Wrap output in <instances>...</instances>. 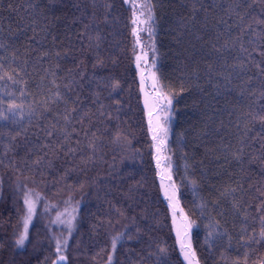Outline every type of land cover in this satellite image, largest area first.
Segmentation results:
<instances>
[{
  "label": "trees",
  "instance_id": "1",
  "mask_svg": "<svg viewBox=\"0 0 264 264\" xmlns=\"http://www.w3.org/2000/svg\"><path fill=\"white\" fill-rule=\"evenodd\" d=\"M151 2L150 59L195 259L264 264V242L245 243L264 216V124L253 120L264 115L255 66L264 67V0ZM131 18L125 0H0V76L18 81L0 79L9 117L0 120V264H53L57 239L67 240L59 264H184L158 185ZM8 103L20 106L15 117ZM26 192L35 212L19 248ZM67 211L70 234L53 223Z\"/></svg>",
  "mask_w": 264,
  "mask_h": 264
},
{
  "label": "rangeland",
  "instance_id": "2",
  "mask_svg": "<svg viewBox=\"0 0 264 264\" xmlns=\"http://www.w3.org/2000/svg\"><path fill=\"white\" fill-rule=\"evenodd\" d=\"M144 2L145 0H135L136 4H143ZM126 4L129 10H131V17H132L131 20L133 21L134 19H136L138 21V23L135 25L132 23V31L134 29L138 30L141 41V43L137 44L136 36L133 35V42L136 53L134 64L136 66V73L138 75L140 94L142 97L143 108L145 109V113H146L148 130L150 132V136L152 137L153 133L152 131H150V125H149V121L151 120V127L153 129H156L158 133V140L154 141V152H155L154 161L156 165L158 161L160 164V167L159 168L157 167V174H159L158 185H160L161 196L165 204L169 208V214L171 217V226L173 228V234L176 239L177 250H179L181 260L184 262V264H187V261L184 259V255L181 251V242H183L186 246L185 251L188 250L187 246L189 245L191 250L194 251L192 249V242L190 238L192 227L190 226V223H188L187 218L184 216V213L181 207L179 206L178 196L176 195V188L172 182L173 175L171 173V163L168 160V155L166 151L167 131L165 133V129L168 130L167 126L169 124V119H170L167 111H165V109L168 107H166V103L163 100L164 97L161 96L160 94L159 85H157V78L154 72L155 67H152L153 59H150L149 52H151L152 42H151V37H149L147 31L149 25L139 23V21L145 19V17L147 16V12H145L144 16H140L141 9L138 7L134 8L132 5V0H129V2H126ZM140 29H143V31H140ZM144 53H147V56H145ZM138 55L141 56L139 62L136 60V57ZM138 63H139V67L137 66ZM160 141H163V143L160 144V148H161L160 152H157L155 145L157 143H160ZM169 165L170 167H168ZM166 192L169 196H172L174 193L171 202L167 198L165 194ZM31 199L34 201L33 198ZM71 216H73V211H67L66 213L60 215V218L66 221ZM31 221L29 222L28 227ZM196 262L197 260L194 259L193 264H196Z\"/></svg>",
  "mask_w": 264,
  "mask_h": 264
},
{
  "label": "snow or ice",
  "instance_id": "3",
  "mask_svg": "<svg viewBox=\"0 0 264 264\" xmlns=\"http://www.w3.org/2000/svg\"><path fill=\"white\" fill-rule=\"evenodd\" d=\"M125 2H129V0H125ZM132 5H133L134 8L138 7V8L141 9L140 16H144L145 12H147V16L145 17V19L139 21V23L148 24L149 25V27L147 29L148 35H149V37H152L154 35V28H153V26H152V24L150 22L154 21V6H153L151 0H145V2L143 4H136L135 0H132ZM132 23L135 25V24L138 23V21L136 19H134L132 21ZM260 23H264V21H260ZM140 31H143V29H140ZM133 35L136 36L137 44L141 43L139 32H138L137 29L133 30ZM96 39L98 40L99 37H96ZM151 51L153 53H155V45H154V43L151 45ZM242 51H246V50L242 48ZM253 51H255V49ZM144 55L147 56V53H144ZM261 55H264V50L261 51ZM249 56H251V53H249ZM140 59H141V56L138 55L136 57V60L139 62ZM261 63L264 64V61H262ZM137 66L139 67V63H138ZM255 66L260 70L261 73H264V67H262L261 64H256ZM2 67H3V65H0V68H2ZM152 67H155V60L154 59L152 60ZM12 71L16 72V69H12ZM16 75L18 76L19 72H16ZM5 76H7V78L9 80H12L14 83L18 82V81L15 80V78L12 75H10L7 72H5L3 76H0V79H4ZM53 83H54V81H53ZM107 86L108 85H105V87H107ZM111 87L113 89L119 87L118 82L113 83L111 85ZM21 92L23 94V89L21 90ZM261 97H264V92H261ZM56 99H60L59 93H57ZM167 102H168V105H171V103H172L171 100H168ZM0 103H2V101H0ZM19 107L20 106L15 104V103H8L7 112L12 117H15V115H16L15 109H17ZM165 111H167V108L165 109ZM70 114L71 113L69 112L67 115H65L63 117L65 122L69 121ZM150 115H151V113H150ZM8 118H9L8 115H5L4 112H0V120H6ZM256 119H259V121L262 124H264V115H260L259 117L253 116V120H256ZM78 122L82 123L83 121L80 120ZM149 125H150V131H152V133H153L152 139H153V141H157L158 140V133H157L156 129H153L151 127V120L149 121ZM53 127H55V125H53ZM166 131L167 130L165 129V133H166ZM52 134L53 133L51 131H49L47 133L48 136H51ZM93 136H95V133H93ZM68 139H70V136L68 134H65L64 142H67ZM161 143H163V141H160V143H157L155 145L157 152H160V150H161V148H160V144ZM62 146H63V144H61V147ZM45 147H47V145H45ZM89 147L94 149V141L90 142ZM68 150L69 151H75L71 147H69ZM89 160H91V157H89ZM36 163H39V161H36ZM157 167L158 168L160 167L159 161L157 162ZM168 167H170V165ZM233 191H235V190H233ZM165 194H166L167 198L169 199V201L171 202L172 199H173L174 193H173L172 196H169L167 194V192ZM262 195H264V193H262ZM36 199L37 200L40 199L39 194H37ZM24 204L27 206V217H26V219L24 221L23 232L15 240V245L17 247H19V248H23L25 246V242L28 239V224L31 221V219H32V217L34 215V212H35V203L31 199V192H26L25 198H24ZM74 219H75V217L71 216L68 220L65 221V220H62L60 218V216L58 215L57 218H56V221H53V223L66 224L68 226V228H69V234H70L71 231H72ZM261 223H262V229H261V231L259 233V237L258 238L255 237V236L249 237V239L247 241H245L246 245L250 244V243H261V242H264V216L261 217ZM55 245H56L55 251L57 253V258H56V260L53 261V264H59V262H62V261L66 262L67 261V257H66V255L63 254V252L67 248V240L63 241V243H62L59 239H57L55 241ZM185 247H186L185 244L183 242H181V251H182V253L184 255V259L187 261V264H193V260L195 259V252L191 250L190 245L187 246L188 247L187 251H185ZM112 248H113V250H115V248H116V239H114L113 242H112ZM160 251L164 252L165 249L161 248ZM111 260H112V257L109 256L108 257V264H111ZM196 264H198V261L196 262Z\"/></svg>",
  "mask_w": 264,
  "mask_h": 264
}]
</instances>
